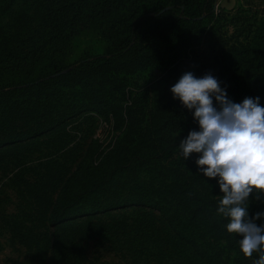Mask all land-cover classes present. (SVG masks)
Segmentation results:
<instances>
[{
  "label": "trees",
  "instance_id": "trees-1",
  "mask_svg": "<svg viewBox=\"0 0 264 264\" xmlns=\"http://www.w3.org/2000/svg\"><path fill=\"white\" fill-rule=\"evenodd\" d=\"M13 2L14 0H4L3 9L5 7L8 9ZM26 4L31 11L23 9L19 16L14 18L13 25L10 26L11 32L1 40L0 59H4L6 52L8 53L6 45L19 48V45L13 44L22 42L27 34L34 32L31 23L40 22L43 25L40 28L43 31L39 29L40 31L34 32L36 39L46 36L47 33L48 35L40 42L43 48L35 47L27 55L16 57L37 59L34 64L17 71L12 68L2 71L0 68V150L32 142L61 126L70 117H77L85 111H92L104 118H108L110 114L114 116L111 104L92 91L98 87L100 94L101 80L105 72H132L159 60H165L164 64H167L171 60L167 58L172 57L176 66L170 69L169 77L167 80L164 79L165 85L162 88V93L169 96L161 100L156 98L153 104L155 106L159 101L164 105L161 114L166 119L169 111L167 108L181 109L182 104L179 99H173L170 91L178 81L174 74L186 63L183 59L177 58H181L194 43L193 32L196 26L206 20H213L216 14L213 0H28ZM50 40L51 44L47 42ZM81 42L91 45L90 48L72 57L73 50ZM45 46L49 49L44 48ZM233 58L234 56L231 57ZM69 59L76 61L70 62ZM222 59L228 57L224 56ZM250 61L249 65L247 62H243L246 63L243 65L229 60L231 69L228 62L226 65L220 63L216 66L210 63L203 66L206 74L214 76L220 87L226 90V84L236 85L239 79L235 78L236 71L243 73L242 77H245L248 71L249 75L257 73V64L251 59ZM0 66L11 65H5L0 60ZM194 67L196 69V64ZM68 68V73L72 72L74 75L62 81L69 82V87L80 86L100 101L93 98L90 103L73 105L67 111L55 110L53 113L51 109L52 114L47 117L45 106L60 100L64 92L60 87H55L52 91L42 85L51 75ZM195 69V77L202 78L199 69L197 68V71ZM241 81L246 82L247 79ZM253 81L257 84V78H253ZM110 84L109 90L121 88V95L129 90L128 85L119 81L114 83L110 81ZM227 96L231 100L237 99L228 93ZM256 96L257 90L252 94V97ZM136 105L138 104L135 102L134 106ZM191 112H194V109ZM18 120H24L25 123L20 126L17 124ZM155 132L161 134L148 136L138 153L121 151L122 143L118 140L115 150L97 162L94 156V160L83 168L82 173L69 177L55 200L47 204L45 221L48 227L57 231L55 240H58V237L64 240L57 243V249L60 250L57 252L60 256L67 254L69 248L83 238L108 234L110 230L106 222L108 218H118L121 225L128 227L126 233L134 237L132 240L141 237V234H149L150 231L145 229L140 220L130 215L115 216L110 213L114 209L136 205L140 209L149 207L152 211L158 212L161 232L154 240V248L146 253L149 264H221L222 253L217 254L210 241H202L194 223L198 219L212 221V232L214 225L221 238L231 240V233H227L226 236L223 226L215 223L214 213L207 211L208 208L214 210L220 206L223 194L217 183L218 178H208L199 172L196 160L200 154L192 153L184 160L179 151L181 141L178 139L182 138L181 136L164 135L163 124H159ZM143 171L159 174L177 183L183 177L192 183L195 182L194 184L201 183L203 207L194 209L198 192L196 188H180L182 199L175 208L171 201L166 199L156 201L150 195L142 193L124 198L125 190L136 187L135 178ZM72 185L74 189L70 188ZM169 192L174 194L175 189L170 188ZM216 195L221 197L216 199L218 197ZM252 197L253 194H250L248 213L254 216L257 212H264V193L260 194L259 200ZM183 205L188 210L187 219L180 215L181 207L185 209ZM98 214H103L107 219L91 221ZM260 222L264 223V220ZM232 245L233 241L229 244L231 249ZM51 250L52 244L48 246V251ZM236 250L237 262L247 264L248 257L242 254L240 248ZM253 257L259 259L257 253Z\"/></svg>",
  "mask_w": 264,
  "mask_h": 264
},
{
  "label": "rangeland",
  "instance_id": "rangeland-1",
  "mask_svg": "<svg viewBox=\"0 0 264 264\" xmlns=\"http://www.w3.org/2000/svg\"><path fill=\"white\" fill-rule=\"evenodd\" d=\"M27 1L14 0L12 7L3 9L4 0H0V29L3 28L0 32V43L3 37L11 32L10 26L13 25L14 18L19 16L21 10L31 11L26 4ZM213 2L216 13L213 20H206L203 24L196 26L193 32L194 43L181 58H177L183 59L186 63L174 74V77L179 80L184 73H193L195 64V71L198 68L200 74L204 76L206 74L204 64L212 63L219 66L220 63L226 65L228 62V67L231 69L229 60L243 65L246 64L243 62H247L249 65L251 59L254 64H257V73L249 75L250 71H248L246 76L242 77L243 73L236 71L235 78L239 79L235 86L226 84V92L231 97L237 98L232 100L233 102L241 103L244 98L252 97L257 90L256 97L260 98V105L264 107V0H213ZM41 27L43 25L40 22L31 23L34 32ZM34 32L27 34L22 42L13 44L19 45V48L6 45L8 53L6 52L5 58L0 60L3 64L11 66H0L2 71L7 68H12L14 71L22 70L37 61V59H16L18 56L27 55L35 47L43 48L40 42L47 37L48 33L36 39ZM47 42L51 44V40ZM85 44L79 43V46L73 50L72 57L90 48L91 45ZM44 48L47 49L48 46ZM224 56L228 59H222ZM232 56H234L233 59H231ZM167 59H171L167 64H164L165 60H159L148 67L144 66L132 72H105L101 80L100 94L98 87L92 91L111 104L114 116L110 114L108 118H104L92 111H85L77 117H70L61 126L32 142L0 150V264H149L146 253L154 248V240L160 236L159 232H161L158 212L152 211L149 207L140 209L136 205H131L110 212L115 216L130 215L140 220L145 229L150 231L149 234H141V237L132 240L134 237L126 233L128 227L121 225L118 218L107 219L103 214H98L91 221L107 219L106 222L110 228L107 236L96 235L83 238L80 242L74 243L64 256H60L58 253L60 250L57 249V243L64 240L61 237L55 240L57 231L48 227L44 213L47 204L55 200L69 177L81 174L83 168L94 160V156L97 162L104 155L112 152L118 140L122 143L121 151L138 153L148 136L161 134V132L160 134L155 132L159 124H163L164 135L181 136L179 141L186 139L190 131H199V125L194 120V112L188 110L183 104L180 106L181 109L167 108L169 111L166 119L161 114L164 105L157 101L158 104L153 106L156 98L161 100L169 96L162 93V88L165 85L164 79H168L170 69L175 67L176 63L172 57ZM69 61L75 62L76 59H69ZM68 71L69 68L51 75L42 85L52 91L55 87H60L64 92L60 100L45 106V109L49 110H45L47 117L52 114L51 109L53 113L55 110L67 111L73 105L90 103L93 98L100 101L80 86L69 87V82L62 81L74 75ZM193 74L195 76V72ZM92 78L96 79L94 76ZM253 78H257V84ZM241 79H247V81L242 82ZM110 81L126 84L129 90H126L124 95H121V88L109 90ZM135 102L138 105L134 106ZM24 123V120L17 121L20 126ZM87 152L92 153L93 156L90 153L87 155ZM135 179L136 187L125 190L124 198L142 193L150 195L156 201L163 199L171 201L175 208L182 199L180 188H196L198 192L194 209L203 207L201 183L194 184L195 182H190L186 177L177 183L147 171L141 172ZM73 186L70 188L74 189ZM170 188L175 189L174 194L169 192ZM216 196H218L216 199L221 197ZM183 207L185 209L181 207L180 215L183 219H187L188 210L185 205ZM218 207L214 210L208 208L207 211L214 213L215 223L222 225L226 230L229 219L217 212ZM251 217L252 215L249 214V218ZM202 220L198 219L194 222L196 228L201 234L202 241H210L216 253H222L221 264H239L236 248H239V240L242 237L231 233V240L221 238L214 225L215 235H213V222ZM127 223L131 222L127 221ZM255 223L257 226L262 224L260 220H256ZM227 233L226 230V236ZM231 241H233L232 249L229 246ZM50 244H52V250L48 251ZM55 251L58 252L53 253ZM254 255L255 252L248 257L247 264H254L256 260Z\"/></svg>",
  "mask_w": 264,
  "mask_h": 264
},
{
  "label": "clouds",
  "instance_id": "clouds-1",
  "mask_svg": "<svg viewBox=\"0 0 264 264\" xmlns=\"http://www.w3.org/2000/svg\"><path fill=\"white\" fill-rule=\"evenodd\" d=\"M173 99L194 109L199 131H190L179 143L184 160L198 153L199 172L218 178L222 192L217 212L229 219L228 233L239 234V248L245 257L259 255L254 264H264V212L249 218V197L264 193V107L259 97L241 103L228 98L226 90L210 73L197 78L184 73L172 86ZM215 99V105L213 103Z\"/></svg>",
  "mask_w": 264,
  "mask_h": 264
}]
</instances>
